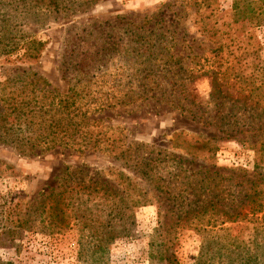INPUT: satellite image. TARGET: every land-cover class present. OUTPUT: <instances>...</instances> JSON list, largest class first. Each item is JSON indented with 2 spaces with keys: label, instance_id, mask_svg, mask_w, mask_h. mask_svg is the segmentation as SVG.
<instances>
[{
  "label": "trees",
  "instance_id": "1",
  "mask_svg": "<svg viewBox=\"0 0 264 264\" xmlns=\"http://www.w3.org/2000/svg\"><path fill=\"white\" fill-rule=\"evenodd\" d=\"M14 3L15 0H0V53L10 54L19 48L24 50L19 59L35 60L42 42L31 30L21 35L22 44L14 40L21 23L12 20L15 14L6 12L8 7L18 10V4ZM62 4L64 0H26L24 11L31 19L29 23L42 26L46 16L68 9ZM165 7L172 14V22L170 28H164L162 19L154 22L156 29H161L157 41L140 38L138 26L125 22L124 31L135 30L131 42L137 45L130 49L135 51L133 68H114L108 72L105 68H85L88 65L77 67L68 59L60 64L59 70L66 83L63 90L36 71L25 68L6 71L0 82V144L25 155H40L57 148L80 155L100 152L113 156L121 164L100 169L86 164L64 166L57 184L41 189L36 203H29L25 211L15 212L16 205L9 201V195H0V221L16 227L10 229L7 224L2 227L0 246L5 241L20 239L24 226L37 211L50 221L51 227L69 217L77 218L75 223L87 227L99 241L93 249L95 253L130 233L135 225V209L151 202L152 187L170 204L175 224L199 230L202 246L223 248L218 256L226 264H264V85L250 80L243 95L247 100L233 103L229 90L232 62L225 58L230 64L226 68L205 70L211 89L208 99L202 102L194 92L196 75L192 69L197 64L192 62L200 54H191L193 38L180 48L177 36L180 21L193 7L194 24L200 35L216 43L213 50L217 57L230 46L232 23L246 20L251 30L237 41L251 38L256 41L252 49L244 48L240 62L247 64L249 58L250 65L257 69L261 46L254 28L264 24V0H232V18H225L219 0H172ZM145 17L142 24L151 23ZM154 68L161 70L160 75L152 76ZM143 100L164 102L190 119L216 126L222 133L219 137L208 135L201 143L188 144L190 151L209 150L211 140L234 138L240 133L238 141L254 151L252 170L235 168L223 174L212 165L194 166L197 161L193 152H186L184 157L145 143L126 142L123 129L109 123L110 113L115 112L116 116L120 112L129 113L132 109L128 108ZM235 105L241 111L239 117L233 112ZM1 163L7 165L2 160ZM226 222H251L254 232L247 238L227 233L222 227Z\"/></svg>",
  "mask_w": 264,
  "mask_h": 264
},
{
  "label": "rangeland",
  "instance_id": "2",
  "mask_svg": "<svg viewBox=\"0 0 264 264\" xmlns=\"http://www.w3.org/2000/svg\"><path fill=\"white\" fill-rule=\"evenodd\" d=\"M171 1L64 0L62 6L68 9L46 16L45 24L38 26L29 23L31 19L24 11L26 0H15L14 4H18V10L14 11L8 7L6 11L7 14H15L16 18L12 20L16 19L21 23V30H18L14 40L22 44L21 35L31 30L42 42V47L38 57L30 61L19 59L24 51L19 48L10 54L0 53V82L5 79L6 71L25 68L36 71L52 85L63 90L66 88V83L61 79L59 70L60 64L67 62L68 59H71V64L75 63L77 67L88 65L85 68H105L108 72H112L114 68H133L131 62L135 60L132 57L135 51L130 52V49L137 45L131 42L133 39L131 35L135 30L124 31L125 22L128 20L132 26H138L139 30L136 32H139L140 38L157 41L161 36L159 35L161 29H156L154 22L162 19L164 28H170L172 14L165 5ZM219 3L225 18H232V0H219ZM185 15L177 27L178 45L182 48L181 46L186 45L187 39L193 38L191 54L193 52L200 54V57L192 62V64L197 63L192 69L196 75L193 82L194 92L202 102L208 99L211 89L210 79L205 70H212L213 67L226 68L230 65L225 62L226 59L232 62L229 78L232 85L229 90L232 93L233 103L238 104L246 98L243 95L246 94L245 90L248 89L250 80H254L255 84L264 85V24L254 28L255 36L261 46L257 52L260 59L256 69L250 65L249 58H246L247 64L240 62L245 53L244 48L252 49L256 41L254 38L237 41L251 30L246 20L232 23L234 33L230 46L228 49L224 48L216 57V51L213 50L216 43L200 35L194 24L193 7L189 8ZM144 17L151 19V23L143 25ZM141 25H143L142 29ZM151 29L156 30L150 33ZM165 31L162 29V32ZM173 49L174 47L170 51ZM186 61L189 62V59ZM160 73L161 70L154 68L152 76L155 77ZM132 107L128 108V110L132 109L129 113L120 112L117 116L115 112L110 113L112 119L109 123L123 129L122 134L126 136V142L145 143L152 145L156 150L174 152L184 157L187 156L186 152H193L197 161L194 166H198L199 163L212 165L219 168L220 173L223 174L235 168L252 170L254 151L248 144L238 141L240 133H236L234 138L222 137L211 140L207 146L210 147L209 150L203 148L190 151L188 144L201 143L208 135L219 137L222 133L216 126L204 125L196 119H190L164 102L143 100ZM237 107L234 106L233 112L239 117L241 111ZM0 160L7 163V165L0 164V195H9V201L16 205L15 212L17 209L25 211L29 203H36L41 189L55 186L64 166L75 167L86 164L91 168L100 169L121 164V161L113 156L100 152L80 155L68 149L57 148L40 155H25L2 144H0ZM151 191L152 195H149L151 202L135 209V225L130 233L116 238L95 253L93 249L99 241L93 237L94 234H91L87 227L75 223L77 218L69 217L60 224L56 223L58 226L51 227L47 218L43 219L37 211H34L30 223L24 226L20 239L8 243L5 241V244L0 246V262L3 264L6 262L10 264H226L224 258L218 256L222 254L223 248L220 250L217 245L202 246L200 231L192 227L177 226L174 221L175 216L170 212V204H167L154 188L151 187ZM5 224L10 229L16 228L12 223L0 221V230ZM222 227L227 233L245 238L254 232V224L251 222L240 224L226 222ZM151 240L153 246H150Z\"/></svg>",
  "mask_w": 264,
  "mask_h": 264
}]
</instances>
